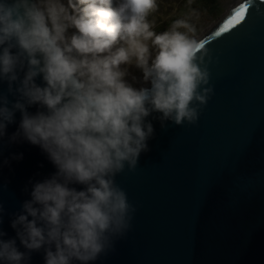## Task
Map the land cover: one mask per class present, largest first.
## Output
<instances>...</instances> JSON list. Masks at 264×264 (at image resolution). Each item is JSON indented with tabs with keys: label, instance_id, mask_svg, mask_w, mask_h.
Segmentation results:
<instances>
[{
	"label": "clouds",
	"instance_id": "obj_1",
	"mask_svg": "<svg viewBox=\"0 0 264 264\" xmlns=\"http://www.w3.org/2000/svg\"><path fill=\"white\" fill-rule=\"evenodd\" d=\"M192 3L157 31V0H0V137L19 112L9 141L39 146L55 167L30 181L0 264H27L41 249L44 264H89L132 229L137 208L115 177L149 151L147 118L194 126L214 94Z\"/></svg>",
	"mask_w": 264,
	"mask_h": 264
},
{
	"label": "water",
	"instance_id": "obj_2",
	"mask_svg": "<svg viewBox=\"0 0 264 264\" xmlns=\"http://www.w3.org/2000/svg\"><path fill=\"white\" fill-rule=\"evenodd\" d=\"M241 6L242 17L221 32ZM199 39L212 56L214 94L194 126L162 128L147 118L149 151L115 177L137 208L132 229L89 264H264V0H241ZM6 89L0 83V93ZM19 122L16 112L0 137L5 240L16 238L12 214L30 199L32 183L55 172L39 146L9 141ZM27 264H44L43 250Z\"/></svg>",
	"mask_w": 264,
	"mask_h": 264
},
{
	"label": "trees",
	"instance_id": "obj_3",
	"mask_svg": "<svg viewBox=\"0 0 264 264\" xmlns=\"http://www.w3.org/2000/svg\"><path fill=\"white\" fill-rule=\"evenodd\" d=\"M157 2L158 10L150 16V20L154 22L158 31L166 29L174 19L180 18L189 11L187 0H157ZM190 7L198 12V16L193 20L213 18L221 14L222 0H193Z\"/></svg>",
	"mask_w": 264,
	"mask_h": 264
},
{
	"label": "rangeland",
	"instance_id": "obj_4",
	"mask_svg": "<svg viewBox=\"0 0 264 264\" xmlns=\"http://www.w3.org/2000/svg\"><path fill=\"white\" fill-rule=\"evenodd\" d=\"M241 0H222V11L221 14L217 17L213 18H203V19H194L192 22L196 25L197 28V37H202L210 28H212L223 16H225L229 9L235 7ZM158 31V29L156 28ZM129 72L131 75L136 76L139 78L142 74L139 72V70L135 68H129ZM129 80L131 82V77H129ZM134 86L139 87L140 85L138 83L134 84Z\"/></svg>",
	"mask_w": 264,
	"mask_h": 264
},
{
	"label": "snow or ice",
	"instance_id": "obj_5",
	"mask_svg": "<svg viewBox=\"0 0 264 264\" xmlns=\"http://www.w3.org/2000/svg\"><path fill=\"white\" fill-rule=\"evenodd\" d=\"M243 14V7L241 6L239 10L235 12V14L227 20V22L224 24V26L220 29V31H224L227 27L235 23L237 20H239L242 17Z\"/></svg>",
	"mask_w": 264,
	"mask_h": 264
}]
</instances>
